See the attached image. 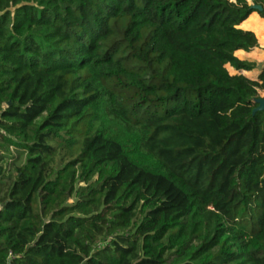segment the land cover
Returning <instances> with one entry per match:
<instances>
[{
	"label": "trees",
	"instance_id": "1",
	"mask_svg": "<svg viewBox=\"0 0 264 264\" xmlns=\"http://www.w3.org/2000/svg\"><path fill=\"white\" fill-rule=\"evenodd\" d=\"M253 12L0 0V264H264Z\"/></svg>",
	"mask_w": 264,
	"mask_h": 264
},
{
	"label": "crops",
	"instance_id": "2",
	"mask_svg": "<svg viewBox=\"0 0 264 264\" xmlns=\"http://www.w3.org/2000/svg\"><path fill=\"white\" fill-rule=\"evenodd\" d=\"M248 17H254V23L259 27L261 36H256V32L251 28L238 27L245 31L253 32L257 38L258 47L252 49L250 52H244L239 50L235 52V56L240 60H246L248 62L256 63L257 67L251 71H241L237 72L233 68L227 66V70L230 75L242 74L252 81H256L259 72L264 69V19L261 18L256 12L251 13ZM247 17V18H248ZM245 21V20H244ZM231 71V72H230ZM259 97L264 99V90L259 91Z\"/></svg>",
	"mask_w": 264,
	"mask_h": 264
},
{
	"label": "rangeland",
	"instance_id": "3",
	"mask_svg": "<svg viewBox=\"0 0 264 264\" xmlns=\"http://www.w3.org/2000/svg\"><path fill=\"white\" fill-rule=\"evenodd\" d=\"M259 99H262V98L259 97ZM24 161H25L24 155H21L16 151H12L10 156H7V158H5L3 163L6 164L10 168V170L13 171L15 167L21 165Z\"/></svg>",
	"mask_w": 264,
	"mask_h": 264
},
{
	"label": "water",
	"instance_id": "4",
	"mask_svg": "<svg viewBox=\"0 0 264 264\" xmlns=\"http://www.w3.org/2000/svg\"><path fill=\"white\" fill-rule=\"evenodd\" d=\"M264 99H258L257 100V103H258V108H257V110H260V111H263L264 112Z\"/></svg>",
	"mask_w": 264,
	"mask_h": 264
},
{
	"label": "bare ground",
	"instance_id": "5",
	"mask_svg": "<svg viewBox=\"0 0 264 264\" xmlns=\"http://www.w3.org/2000/svg\"><path fill=\"white\" fill-rule=\"evenodd\" d=\"M264 103V102H263Z\"/></svg>",
	"mask_w": 264,
	"mask_h": 264
}]
</instances>
